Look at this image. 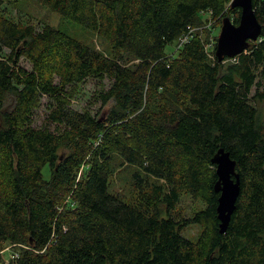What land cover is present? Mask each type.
<instances>
[{
  "label": "trees",
  "instance_id": "obj_1",
  "mask_svg": "<svg viewBox=\"0 0 264 264\" xmlns=\"http://www.w3.org/2000/svg\"><path fill=\"white\" fill-rule=\"evenodd\" d=\"M229 1L39 0L109 53L0 11V263L9 244L28 247L15 264H264V0H253L262 35L235 59L218 63L217 43L209 53L199 35L166 52L203 12L238 25ZM88 79L110 81L97 96L105 117L71 108ZM221 148L241 179L225 234L212 163ZM122 166L137 168L133 203L109 191ZM185 192L206 208L181 216ZM192 225L206 229L196 242L183 234Z\"/></svg>",
  "mask_w": 264,
  "mask_h": 264
},
{
  "label": "rangeland",
  "instance_id": "obj_2",
  "mask_svg": "<svg viewBox=\"0 0 264 264\" xmlns=\"http://www.w3.org/2000/svg\"><path fill=\"white\" fill-rule=\"evenodd\" d=\"M227 6V10L231 6L232 0ZM225 10V12L227 11ZM1 17L11 20L13 22L33 25L37 29L42 30L46 26H52L55 29L62 31L71 38L88 46H95L99 51L109 53L108 44L99 38L96 34L89 31L80 24L73 22L67 18L62 17L59 13L51 11L49 8L41 5L39 0H0ZM222 17H216L211 11L201 13L199 18L192 26V32L206 43L208 52L211 53L214 50L217 38L221 32ZM178 50V44L170 45L167 47L166 52L170 56L175 55ZM5 50V54L8 53ZM21 67L26 70L32 69V64L22 59L20 62ZM110 87V81L108 79L100 81L98 79H88L86 82L78 85L75 98L71 108L75 111L82 112L89 110L92 115L98 117H105L111 106L103 107L97 96L100 91L107 90ZM50 99L44 96L41 102V107L36 110V114L33 118V124L35 127H41L45 124L48 113ZM54 128V126H52ZM137 171L136 167H120L110 178L109 191L114 194L120 195V197L128 203H133L137 200V191L133 185V173ZM44 177L49 180L51 177L50 168L46 166L44 168ZM206 208L205 201L203 199H194L188 193H183L181 202L178 206V213L184 217H192L194 214L203 211ZM205 228L203 226L192 225L185 229L184 236L191 241H198L201 235L204 234ZM21 250H28L27 246L6 245L2 252V262L0 264H15L13 258L14 255H19Z\"/></svg>",
  "mask_w": 264,
  "mask_h": 264
},
{
  "label": "water",
  "instance_id": "obj_3",
  "mask_svg": "<svg viewBox=\"0 0 264 264\" xmlns=\"http://www.w3.org/2000/svg\"><path fill=\"white\" fill-rule=\"evenodd\" d=\"M231 8L241 10L240 21L236 25L230 17L223 18L215 50L218 63H223L225 58L235 59L245 53L251 42H256L262 35V25L256 16L253 0H232ZM212 163L216 165L218 177L214 189L219 194L217 207L219 232L225 234L237 208L241 179L236 171V161L224 148L218 150Z\"/></svg>",
  "mask_w": 264,
  "mask_h": 264
},
{
  "label": "built area",
  "instance_id": "obj_4",
  "mask_svg": "<svg viewBox=\"0 0 264 264\" xmlns=\"http://www.w3.org/2000/svg\"><path fill=\"white\" fill-rule=\"evenodd\" d=\"M193 32H192V27H189L188 28V31H187V33L184 35V36H182L181 38H180V40H179V43H178V50L180 49V48H182V46L184 45V44H186L191 38H193ZM177 50V51H178ZM81 172H82V169H81ZM80 172V173H81ZM13 258H16V257H18V255L16 254V255H14V256H12Z\"/></svg>",
  "mask_w": 264,
  "mask_h": 264
}]
</instances>
